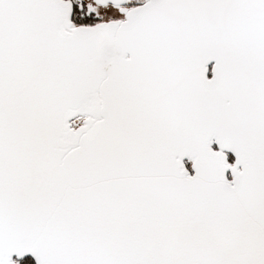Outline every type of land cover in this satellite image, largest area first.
<instances>
[{"label":"snow or ice","instance_id":"1","mask_svg":"<svg viewBox=\"0 0 264 264\" xmlns=\"http://www.w3.org/2000/svg\"><path fill=\"white\" fill-rule=\"evenodd\" d=\"M0 264H264V0H0Z\"/></svg>","mask_w":264,"mask_h":264}]
</instances>
